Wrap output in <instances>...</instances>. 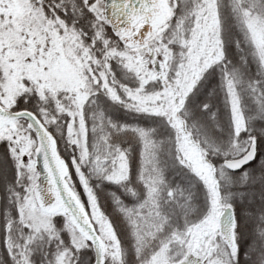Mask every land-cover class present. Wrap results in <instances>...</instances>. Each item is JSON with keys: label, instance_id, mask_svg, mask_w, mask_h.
<instances>
[{"label": "snow or ice", "instance_id": "snow-or-ice-1", "mask_svg": "<svg viewBox=\"0 0 264 264\" xmlns=\"http://www.w3.org/2000/svg\"><path fill=\"white\" fill-rule=\"evenodd\" d=\"M0 264H264V0H0Z\"/></svg>", "mask_w": 264, "mask_h": 264}]
</instances>
